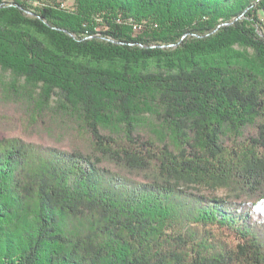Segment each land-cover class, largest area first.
<instances>
[{"label": "trees", "instance_id": "obj_1", "mask_svg": "<svg viewBox=\"0 0 264 264\" xmlns=\"http://www.w3.org/2000/svg\"><path fill=\"white\" fill-rule=\"evenodd\" d=\"M30 1L0 0V264H264V0Z\"/></svg>", "mask_w": 264, "mask_h": 264}, {"label": "rangeland", "instance_id": "obj_2", "mask_svg": "<svg viewBox=\"0 0 264 264\" xmlns=\"http://www.w3.org/2000/svg\"><path fill=\"white\" fill-rule=\"evenodd\" d=\"M30 2L33 5H40V4H43V3L58 4V5H60L63 8L70 9L73 6L74 0H31ZM263 33H264V31H263ZM238 49L242 50L241 47L240 48L238 47ZM248 53H250V52L249 51H245L246 55ZM0 74L6 76V74L1 73V70H0Z\"/></svg>", "mask_w": 264, "mask_h": 264}, {"label": "built area", "instance_id": "obj_3", "mask_svg": "<svg viewBox=\"0 0 264 264\" xmlns=\"http://www.w3.org/2000/svg\"><path fill=\"white\" fill-rule=\"evenodd\" d=\"M130 25H131L132 30H133L134 32H141L142 29H143L142 25H141V24H138V23L130 22Z\"/></svg>", "mask_w": 264, "mask_h": 264}]
</instances>
